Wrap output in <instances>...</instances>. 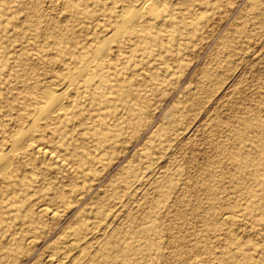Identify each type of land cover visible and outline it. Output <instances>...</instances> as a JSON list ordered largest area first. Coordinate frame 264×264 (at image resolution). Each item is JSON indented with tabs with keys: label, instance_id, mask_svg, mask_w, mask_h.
Segmentation results:
<instances>
[{
	"label": "rangeland",
	"instance_id": "1",
	"mask_svg": "<svg viewBox=\"0 0 264 264\" xmlns=\"http://www.w3.org/2000/svg\"><path fill=\"white\" fill-rule=\"evenodd\" d=\"M0 145V264H264V0H0Z\"/></svg>",
	"mask_w": 264,
	"mask_h": 264
},
{
	"label": "bare ground",
	"instance_id": "2",
	"mask_svg": "<svg viewBox=\"0 0 264 264\" xmlns=\"http://www.w3.org/2000/svg\"><path fill=\"white\" fill-rule=\"evenodd\" d=\"M187 1V0H186ZM55 3V2H54ZM183 3H184V1H183ZM64 4V3H63ZM174 5V4H173ZM129 18V17H128ZM131 21V20H130ZM57 29V28H56ZM111 37H112V35H110ZM110 37V38H111ZM109 38V39H110ZM141 38V37H140ZM105 39V38H104ZM120 39V38H119ZM146 39V38H145ZM145 39H143V41H146ZM106 40H107V38H106ZM102 41H104L103 39H102ZM101 41V42H102ZM104 42H106V41H104ZM142 43V42H141ZM101 44H103V43H101ZM158 45H159V42H158ZM161 45V44H160ZM134 47V46H133ZM165 51H166V49H165ZM32 52V51H31ZM158 56V55H157ZM139 59V58H138ZM103 70V69H102ZM50 80V79H49ZM51 83V82H50ZM57 83V82H56ZM55 83V84H56ZM53 84V83H52ZM45 86V85H44ZM211 87V86H210ZM48 88V87H47ZM51 92V94L52 95H54V94H56V92H55V90L53 89V87H50V91H49V93ZM83 93V92H82ZM84 94V93H83ZM46 95H47V93H46ZM49 96H51V95H49ZM45 97V96H44ZM56 97L57 98H59L57 95H56ZM43 99V98H42ZM50 99V98H49ZM55 100V99H54ZM56 101V100H55ZM69 102H71V101H69ZM49 103V102H48ZM47 103V104H48ZM53 103V102H52ZM54 103H58V102H54ZM53 103V104H54ZM59 103H60V101H59ZM58 103V104H59ZM50 104V103H49ZM69 104H71V103H69ZM72 105H73V103H72ZM51 106V105H50ZM53 107H54V105H52ZM70 106V105H69ZM58 108V107H57ZM68 108V107H67ZM112 108V107H111ZM128 108V107H127ZM109 109V108H108ZM108 109H107V111H108ZM130 111V110H129ZM93 112V111H92ZM21 113V112H20ZM106 119V118H105ZM60 120V119H59ZM103 121V120H102ZM97 124V123H96ZM98 125V124H97ZM107 126V125H106ZM113 126V125H112ZM98 127V126H97ZM37 128H38V126H37ZM35 130V129H34ZM53 130V129H52ZM105 131V130H104ZM32 132V131H31ZM21 135V134H20ZM25 138V137H24ZM98 138V137H97ZM100 141V143H104L106 140H107V138L106 137H99L98 138ZM29 141V140H28ZM32 141V140H31ZM26 142V141H25ZM3 143V142H2ZM36 145V144H35ZM123 145V144H122ZM1 146V145H0ZM17 146V145H16ZM15 146V147H16ZM18 146H20V145H18ZM43 146V145H42ZM2 147V146H1ZM44 147L45 146H43V148L41 147V146H34V144H33V142H32V144L30 143V142H28V143H23V149L24 150H26V151H30V152H32L35 156H38L41 160H43V162L45 161H50V162H52V163H54V164H57V165H61L62 166V163L57 159V158H55V156H53V155H51L47 150H45L44 149ZM20 148V147H19ZM47 149H49V148H47ZM11 151V150H10ZM14 152V151H13ZM51 153H52V151H51ZM100 154H101V152H99ZM98 153V154H99ZM99 154V155H100ZM21 156V155H20ZM59 157V156H58ZM60 159H62V158H60ZM61 161H63V160H61ZM44 162V163H45ZM42 164V163H41ZM53 165V164H52ZM51 165V166H52ZM66 168H67V166H66ZM13 173V172H12ZM12 175V174H11ZM92 179V178H91ZM81 183V182H80ZM40 207V206H39ZM48 208V207H47ZM37 209H39V211H36L37 213L38 212H40V214L41 213H45V214H52L51 212H49V208L48 209H46L45 207H43L42 205H41V207L40 208H37ZM51 210V209H50ZM53 211V210H52ZM61 212V211H60ZM24 213V212H23ZM53 214H54V216H55V212L53 211ZM52 214V215H53ZM81 218V217H80ZM38 219V218H37ZM77 220V219H76ZM92 220V219H91ZM222 221H220V222H223V223H225V224H230L231 222H232V218H231V215L229 216V214L228 215H226V216H223L222 217V219H221ZM75 222V221H74ZM220 222H218V223H220ZM232 224V223H231ZM93 230V229H92ZM91 230V231H92ZM232 232V231H231ZM235 232V231H234ZM97 233V232H96ZM95 233V234H96ZM239 234V233H238ZM27 240V239H26ZM74 242V241H73ZM72 242V243H73ZM67 244V243H66ZM69 245H70V243H68ZM67 244V245H68ZM74 244H75V242H74ZM72 246V245H71ZM69 247V246H68ZM50 248V247H49ZM3 249V248H2ZM48 251H49V249H48ZM78 253V252H77ZM76 253V254H77ZM117 254L119 255V254H121V249H118V251H117ZM49 256V255H48ZM73 257V256H72ZM76 257V256H75ZM46 259V258H45ZM49 260V259H48ZM50 261V260H49ZM48 261V262H49ZM46 263V262H45ZM50 263H51V261H50ZM55 263V262H54ZM60 263V262H59ZM57 264V263H56ZM67 264V263H66ZM218 264V263H217Z\"/></svg>",
	"mask_w": 264,
	"mask_h": 264
}]
</instances>
